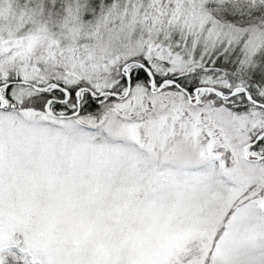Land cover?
Returning a JSON list of instances; mask_svg holds the SVG:
<instances>
[{
	"label": "snow or ice",
	"instance_id": "obj_1",
	"mask_svg": "<svg viewBox=\"0 0 264 264\" xmlns=\"http://www.w3.org/2000/svg\"><path fill=\"white\" fill-rule=\"evenodd\" d=\"M0 264H264V0H0Z\"/></svg>",
	"mask_w": 264,
	"mask_h": 264
}]
</instances>
